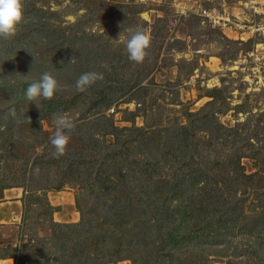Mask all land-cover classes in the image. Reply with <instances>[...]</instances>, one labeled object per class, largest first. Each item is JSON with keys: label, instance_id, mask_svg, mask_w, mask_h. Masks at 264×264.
<instances>
[{"label": "rangeland", "instance_id": "obj_1", "mask_svg": "<svg viewBox=\"0 0 264 264\" xmlns=\"http://www.w3.org/2000/svg\"><path fill=\"white\" fill-rule=\"evenodd\" d=\"M23 12L0 37V198L23 193L15 264H78L77 241L106 264H264V0H23ZM141 28L150 47L135 63L124 38ZM87 71L104 78L78 92ZM44 72L59 91L29 100ZM59 115L74 127L57 156ZM239 155L250 177L230 185L233 204L251 215L232 227L227 211L198 213L211 235L174 246L167 232L199 194L194 169L229 171ZM111 229L117 255L113 238L91 236Z\"/></svg>", "mask_w": 264, "mask_h": 264}, {"label": "trees", "instance_id": "obj_2", "mask_svg": "<svg viewBox=\"0 0 264 264\" xmlns=\"http://www.w3.org/2000/svg\"><path fill=\"white\" fill-rule=\"evenodd\" d=\"M243 157L244 156L239 155L236 157L235 160H232L231 162L229 161L230 162L229 165L233 164L234 169L229 171L223 170L221 171V173L210 174V170L215 169L216 168L215 166H217V162L215 160L206 161L204 165L200 164L201 166H198L196 167V169H194L193 172L196 175L200 176L198 183L199 185L197 187L199 194L196 197L189 195V197L185 199L184 209L182 211L183 214L179 217V221H180L179 224L173 226L167 232V237L174 246H178L181 243H183L187 239V237L196 236L197 238H199V236L206 237L207 235V237H209L211 235L212 229L211 230L207 229L206 226L204 225V219H200V217L202 216L200 214L208 212L209 209H212V211H214L215 214H213V217H215L217 213L227 211L226 213H228L230 216H226L224 219L227 218L229 219L225 221L226 223H228L227 221H232L234 223L235 220V223L234 225H232V227L236 226V222L238 220V214H241L243 218H247L249 217V215H251L245 209H243L242 211L240 208H238V205H235L236 203L233 204V200H235L233 198L234 196H236L238 190H233L231 189L230 186L232 182L235 181V179L236 181H239L241 183V181H243L244 178L250 177L245 175L244 168L241 166V159ZM226 189H230L229 194H226L227 192ZM113 205L117 206V204H113ZM110 208L112 209V205L111 207L108 206L109 210ZM170 213H171L170 217H172L174 216L175 211L172 210ZM234 215H236L235 218ZM82 217L84 218L83 215ZM83 218L82 221H84ZM222 219L219 218L218 223H220ZM160 220L161 219H159V222ZM165 220H167V218L164 219V221ZM88 224L90 227L89 231H93V228L91 227L93 223L88 222ZM139 224H141V222H139ZM190 224H195V226H197L198 228L190 227L189 226ZM254 226H256V224ZM65 227H77V225H66ZM182 228H187L186 229L187 233H184L183 236L181 232ZM252 233L253 232H251V234ZM136 234L137 236L141 237L143 235V232L141 230L136 232ZM91 236L93 238V241L96 242H98L99 240H101L106 236L113 238L114 239L113 241L115 243V249H114L115 254L116 255L119 254L118 252H120L121 246L123 244V238H124L123 236L118 235L115 231H112V229L109 232L108 231L107 232L104 231L103 233L95 232L94 234L92 233ZM166 240L164 242H166ZM69 242H70L69 239L60 241L59 250L66 252L69 248ZM71 251H72L71 252L72 254L70 255L71 259L78 258L79 260L78 264H88V263L106 264L113 262L107 259H103L104 258L103 256L108 257V254L106 255L105 252L99 251V248L95 249L94 254L88 256V252H85L84 247H82V245H80L78 241L72 244ZM21 255L23 258V252L20 251V255L17 254L16 257L17 261L18 259H22ZM110 256H114V254ZM80 258L82 260H80ZM123 259H125L124 256L117 257V260H123Z\"/></svg>", "mask_w": 264, "mask_h": 264}, {"label": "clouds", "instance_id": "obj_3", "mask_svg": "<svg viewBox=\"0 0 264 264\" xmlns=\"http://www.w3.org/2000/svg\"><path fill=\"white\" fill-rule=\"evenodd\" d=\"M24 19L23 0H0V37H10L14 35L17 28ZM128 35L124 38L128 59L135 63H141L147 56L150 47V36L141 29H127ZM121 38V33L116 40ZM27 76V75H25ZM102 72L87 71L75 81V88L78 92H85L97 81L103 80ZM58 81L49 73L44 72L38 79H34L25 89V96L29 100L37 97L50 99L59 91ZM56 131L51 137L50 143L53 145V155H63L69 144V132L74 125L72 120L66 115H59L56 118Z\"/></svg>", "mask_w": 264, "mask_h": 264}, {"label": "crops", "instance_id": "obj_4", "mask_svg": "<svg viewBox=\"0 0 264 264\" xmlns=\"http://www.w3.org/2000/svg\"><path fill=\"white\" fill-rule=\"evenodd\" d=\"M2 195L3 197L0 198V250L8 247L10 250H13V255L0 256V264H15L17 257V247H15V244H17V231L13 235L11 229H17V224H21L19 220L22 216L20 209L22 208L21 198L23 193L19 194L17 191H14V188H9L4 190Z\"/></svg>", "mask_w": 264, "mask_h": 264}, {"label": "built area", "instance_id": "obj_5", "mask_svg": "<svg viewBox=\"0 0 264 264\" xmlns=\"http://www.w3.org/2000/svg\"><path fill=\"white\" fill-rule=\"evenodd\" d=\"M264 26V25H263ZM263 28V27H262ZM262 28H261V26L260 27H258V30H262Z\"/></svg>", "mask_w": 264, "mask_h": 264}]
</instances>
